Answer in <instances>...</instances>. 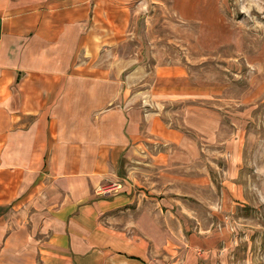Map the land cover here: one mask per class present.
I'll return each mask as SVG.
<instances>
[{"label": "crops", "instance_id": "0c3cea01", "mask_svg": "<svg viewBox=\"0 0 264 264\" xmlns=\"http://www.w3.org/2000/svg\"><path fill=\"white\" fill-rule=\"evenodd\" d=\"M135 1L0 0V264H175L173 237L197 264L218 234L193 223L237 205L236 182L211 192L239 177L243 132L125 52Z\"/></svg>", "mask_w": 264, "mask_h": 264}, {"label": "rangeland", "instance_id": "374dc122", "mask_svg": "<svg viewBox=\"0 0 264 264\" xmlns=\"http://www.w3.org/2000/svg\"><path fill=\"white\" fill-rule=\"evenodd\" d=\"M132 12L137 39L125 52H140L149 67L186 74L173 80L198 94L186 105L218 112L226 140L234 124L244 135L239 177L229 181L220 171L211 192L222 198L221 183L236 182L237 205L208 208L205 221L193 223L218 234L192 248L197 264H264V0H139ZM184 104H168L167 117L173 120V109ZM215 210L222 217L215 218ZM186 241L173 237L175 264L188 258Z\"/></svg>", "mask_w": 264, "mask_h": 264}, {"label": "built area", "instance_id": "2783aa9c", "mask_svg": "<svg viewBox=\"0 0 264 264\" xmlns=\"http://www.w3.org/2000/svg\"><path fill=\"white\" fill-rule=\"evenodd\" d=\"M117 188H120V187H117ZM116 189V188H115ZM109 192H112V190L111 189H100L99 190V193L100 194H105V193H109Z\"/></svg>", "mask_w": 264, "mask_h": 264}]
</instances>
